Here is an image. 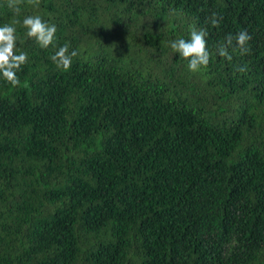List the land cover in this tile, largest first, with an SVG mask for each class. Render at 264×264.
I'll use <instances>...</instances> for the list:
<instances>
[{"label": "trees", "instance_id": "16d2710c", "mask_svg": "<svg viewBox=\"0 0 264 264\" xmlns=\"http://www.w3.org/2000/svg\"><path fill=\"white\" fill-rule=\"evenodd\" d=\"M28 15L57 32L43 49L16 25L28 61L19 86L0 78V264H264V0H25L18 17L0 0V26ZM201 29L211 59L191 72L169 41ZM242 30L250 53L219 57Z\"/></svg>", "mask_w": 264, "mask_h": 264}, {"label": "clouds", "instance_id": "9594fccd", "mask_svg": "<svg viewBox=\"0 0 264 264\" xmlns=\"http://www.w3.org/2000/svg\"><path fill=\"white\" fill-rule=\"evenodd\" d=\"M25 0H6V7L18 17L21 13V5ZM27 5L38 8L40 0H26ZM223 19L216 12H211L206 17V22L211 27H219ZM20 24L25 29L26 38L34 40L43 49L54 45L57 27L55 24L45 22L40 15H28L22 20L13 19L11 23L0 26V78L12 87L20 85L21 81L17 75L22 66L28 61L25 52H17V27ZM206 30H192L189 39H175L169 41V46L180 58L187 61V67L191 72H198L206 69L210 63L211 53L207 48ZM251 36L246 30L239 31L235 35L229 33L224 41L216 47V54L228 61L232 60L233 52L240 56L250 53L249 41ZM231 50V51H230ZM76 50L69 51V44L65 43L59 47L50 59L58 70L68 71L72 65L73 58L77 57ZM239 72H246V66H240Z\"/></svg>", "mask_w": 264, "mask_h": 264}]
</instances>
